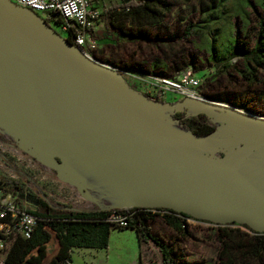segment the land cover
Here are the masks:
<instances>
[{
    "label": "water",
    "instance_id": "obj_1",
    "mask_svg": "<svg viewBox=\"0 0 264 264\" xmlns=\"http://www.w3.org/2000/svg\"><path fill=\"white\" fill-rule=\"evenodd\" d=\"M179 110L204 112L216 127L195 132L174 117ZM0 126L63 177L73 178V163L86 177L114 178L119 200L100 208L164 207L264 231L263 115L153 98L13 0H0Z\"/></svg>",
    "mask_w": 264,
    "mask_h": 264
},
{
    "label": "trees",
    "instance_id": "obj_2",
    "mask_svg": "<svg viewBox=\"0 0 264 264\" xmlns=\"http://www.w3.org/2000/svg\"><path fill=\"white\" fill-rule=\"evenodd\" d=\"M190 1L122 0L105 7L101 18L106 27L110 31H116L122 40L138 42L149 39V28L163 23L176 3ZM198 4L201 18L191 21L185 34L205 36L203 44L209 52L208 61L218 71L235 70L249 83L264 81V0H198ZM236 17L243 21L240 29L236 25ZM239 32L245 37L249 36L250 40L242 43ZM69 40L73 41L71 37ZM235 57L238 59L234 60ZM160 62L155 59L151 65L143 67H162ZM142 63L138 62L136 66H141ZM257 97L264 110V91L258 92ZM174 117L179 118L191 130L202 134L216 127V122L204 112L192 114L187 110H179ZM8 182L17 188H6L0 201L8 192L28 196L35 204L29 210L38 217L30 236L19 234L13 239L6 255L8 264H71L74 247H107L113 227L134 228L140 240L152 242L158 248L161 253L160 261L151 260L140 264H182L181 256L184 253L180 251L177 239H170L162 231L155 229L153 220L161 216L177 232L178 237H188L191 235L192 222L189 219L192 216L188 213L141 205L91 209H79L70 205L55 206L42 195L24 191L22 180L12 177ZM114 212L127 215L128 225L115 224L110 219ZM10 216L8 213L0 216V219L7 220ZM198 221L217 225L214 235L219 242L220 264L264 263V231L253 230L247 224L236 222ZM233 224L237 226H232Z\"/></svg>",
    "mask_w": 264,
    "mask_h": 264
},
{
    "label": "rangeland",
    "instance_id": "obj_3",
    "mask_svg": "<svg viewBox=\"0 0 264 264\" xmlns=\"http://www.w3.org/2000/svg\"><path fill=\"white\" fill-rule=\"evenodd\" d=\"M200 14L198 0L176 3L163 23L149 28L151 32L149 39L138 42H120L109 38L106 35L110 32L100 18L96 34L97 38L101 39L99 52L103 58L119 63L124 61L126 64L135 65L137 62H143L142 67L149 66L153 60L159 59L162 67L158 68L172 75L193 68L200 76L206 78L201 89L210 99L264 114L263 105L257 97L258 92L264 91V81L249 83L233 69L218 71L216 66L208 61L209 52L203 44L205 36L185 34L188 24L201 18ZM235 22L240 29L243 21L236 17ZM103 37L108 39H102ZM239 37L243 40L242 43L244 40H250L249 36H243L242 32H239ZM237 59L238 57L234 58ZM179 97L178 94L172 93L164 99H179ZM12 177L24 182V191L42 195L57 206L70 205L82 209L107 207L117 202L116 196L119 195L117 192H120L115 179L109 176L96 174L86 177L80 173L74 174L72 179L61 176L57 168L45 164L23 149L12 133L0 126V196L6 188H17L13 183L8 182ZM16 197L17 202L19 201L23 206L35 205L28 196L18 194ZM153 224L155 229L162 231L168 238L177 239L180 251L184 253L181 256L182 264H220L219 242L214 235V228H217V225L192 220L191 235L178 237L177 232L167 225L161 216L156 217ZM124 250L120 244L113 245L110 251L111 259L119 258V255L128 259ZM151 260H161V253L154 245L146 256V262Z\"/></svg>",
    "mask_w": 264,
    "mask_h": 264
},
{
    "label": "built area",
    "instance_id": "obj_4",
    "mask_svg": "<svg viewBox=\"0 0 264 264\" xmlns=\"http://www.w3.org/2000/svg\"><path fill=\"white\" fill-rule=\"evenodd\" d=\"M13 1L37 11L55 29H59L64 37H71L86 56L121 71L131 85L139 89L143 87V91L148 92L153 98L164 99L170 94L176 93L180 96L179 98L190 96L212 100L201 89L205 78L193 68H189L178 75H171L163 74L151 68L130 66L122 62H110L103 58L99 53V39L96 36L97 23L101 18L102 11L92 5V0ZM216 102L229 104L228 102ZM255 113L264 116V114ZM8 213L11 216L7 220L0 219V264H8L6 255L13 239L19 234L30 236L38 221L37 215L30 211L29 207L21 205L19 201L17 202V197L12 192L6 193L0 201V216H5ZM110 219L120 226L128 225L125 214L114 212ZM189 219L193 221L203 220L195 217Z\"/></svg>",
    "mask_w": 264,
    "mask_h": 264
},
{
    "label": "crops",
    "instance_id": "obj_5",
    "mask_svg": "<svg viewBox=\"0 0 264 264\" xmlns=\"http://www.w3.org/2000/svg\"><path fill=\"white\" fill-rule=\"evenodd\" d=\"M114 3H119V0H116V1L92 0V5L94 7L99 8L101 11H103L105 7L111 4H114ZM101 19H99V21ZM97 26L99 28V23H97ZM105 26H106V23H105ZM107 30L108 32H110L108 35H106L109 38H113L120 42L124 41L119 37L116 31H110L108 28ZM108 37H103L102 39H108ZM100 40H99V50H101ZM107 60L110 62H116L112 59H107ZM137 63H135V65L133 64H128V65L136 66ZM153 69H157L159 72L163 74H168L167 72H163L159 68L153 67ZM178 74L179 73L173 74V75H178ZM14 195L18 196V194H14ZM117 244H120L121 246L124 247L125 249L124 252L125 254L128 255V259H125L124 256H120V255H119V258H113V260L111 259L110 251L113 248V245H117ZM153 245L154 244H152V242L140 240L138 233L134 228L113 227L111 234H110L109 245L107 247H74L72 249L71 264H111V262H114V264H140L141 262L146 263V256L148 254L149 249L152 248ZM143 256H145V258Z\"/></svg>",
    "mask_w": 264,
    "mask_h": 264
},
{
    "label": "bare ground",
    "instance_id": "obj_6",
    "mask_svg": "<svg viewBox=\"0 0 264 264\" xmlns=\"http://www.w3.org/2000/svg\"><path fill=\"white\" fill-rule=\"evenodd\" d=\"M165 124L167 125L168 129L171 131V132H174L177 134L178 137H184L187 135V131L186 129H183L180 127V125H178L176 122H172V121H165ZM69 163H72V162H69ZM76 165H74L73 163L70 164V169H72V172L74 174H78L80 172L79 168L77 167H74ZM72 167V168H71ZM123 191H124V194L128 197V198H131V194L129 193L128 189L123 186ZM119 200V198L117 199Z\"/></svg>",
    "mask_w": 264,
    "mask_h": 264
},
{
    "label": "flooded vegetation",
    "instance_id": "obj_7",
    "mask_svg": "<svg viewBox=\"0 0 264 264\" xmlns=\"http://www.w3.org/2000/svg\"><path fill=\"white\" fill-rule=\"evenodd\" d=\"M58 32H60L62 34V32L58 29Z\"/></svg>",
    "mask_w": 264,
    "mask_h": 264
}]
</instances>
